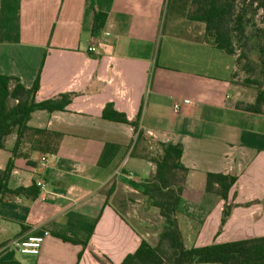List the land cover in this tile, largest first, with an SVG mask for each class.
I'll return each mask as SVG.
<instances>
[{
    "label": "crops",
    "instance_id": "crops-1",
    "mask_svg": "<svg viewBox=\"0 0 264 264\" xmlns=\"http://www.w3.org/2000/svg\"><path fill=\"white\" fill-rule=\"evenodd\" d=\"M191 2L0 0V75L28 89L38 77L36 102L73 95L65 111L35 112L15 150V135L0 149L10 190L40 189L35 199L0 202V260L120 264L142 240L157 244L163 219L135 189L154 168L130 156V125L102 119L107 104L129 121L141 113V130L156 142L183 146L188 174L176 218L186 247L264 237V115L236 107L235 58L187 19ZM95 12L106 15L98 36ZM208 173L237 178L220 234L225 202L206 191ZM42 233L37 256H17L13 244Z\"/></svg>",
    "mask_w": 264,
    "mask_h": 264
},
{
    "label": "trees",
    "instance_id": "trees-1",
    "mask_svg": "<svg viewBox=\"0 0 264 264\" xmlns=\"http://www.w3.org/2000/svg\"><path fill=\"white\" fill-rule=\"evenodd\" d=\"M259 14L264 20V0H192L187 19L203 23L206 43L235 58L232 79L244 74L241 86L256 91L253 103L242 105L240 102L236 107L248 113L264 115V27H260L256 21ZM105 22L104 13H94L91 29L93 36L100 34ZM38 80L37 77L28 89L20 83L19 78L0 75V149L5 148L6 138L12 135L16 136L14 150L18 147L22 136L29 131L28 122L35 112L65 111L71 103V94L36 102ZM102 117L103 120L127 124L133 128L135 137L130 156L154 166V172L135 189L150 206L159 210L163 219L157 244L153 246L142 240L136 251L128 254L120 264H264L263 236L228 243L213 242L209 246L186 247L176 218L188 174V169L181 163L183 146L156 142L147 136L140 128L141 113L129 121L125 114L115 110L112 104H107ZM11 171V165L5 171H0V202H12L20 195L37 198L40 189L36 185L29 189L10 190L8 181ZM236 181V177L228 174L208 173L206 176V191L225 202L217 234L223 231L235 207L227 204V195ZM54 235L63 242L79 244L82 248L87 246V242H79L57 233ZM98 261L101 264H115L107 258H98ZM20 263L12 254L9 260H0V264Z\"/></svg>",
    "mask_w": 264,
    "mask_h": 264
},
{
    "label": "built area",
    "instance_id": "built-area-1",
    "mask_svg": "<svg viewBox=\"0 0 264 264\" xmlns=\"http://www.w3.org/2000/svg\"><path fill=\"white\" fill-rule=\"evenodd\" d=\"M89 52H96L95 46H90L88 49ZM189 101H184L183 103H188ZM175 110L179 109V104L174 105ZM42 160H45L44 158ZM41 189L44 188L43 183L37 184ZM48 236V233H42L38 236H31L26 239H22L15 244H13V249L24 257H34L39 254L41 245H43L45 238Z\"/></svg>",
    "mask_w": 264,
    "mask_h": 264
},
{
    "label": "rangeland",
    "instance_id": "rangeland-1",
    "mask_svg": "<svg viewBox=\"0 0 264 264\" xmlns=\"http://www.w3.org/2000/svg\"><path fill=\"white\" fill-rule=\"evenodd\" d=\"M256 21L258 23V25L260 27H264V20H262L260 14L258 15V17L256 18ZM264 42V40H263ZM244 80V74H240L238 77L235 78V86L237 87V91L240 93V102L242 105L245 104H249V103H253L255 100V96H256V91L254 89H248V87H243L241 86L242 81ZM153 166V165H152ZM154 168V166H153ZM153 173V172H152ZM151 173V174H152ZM135 200H136V196H135ZM136 210V208H135ZM151 220L153 223H155L156 221L153 219V217H151ZM151 222V221H150ZM155 226V225H154ZM18 257H21V255L18 253L17 254Z\"/></svg>",
    "mask_w": 264,
    "mask_h": 264
}]
</instances>
